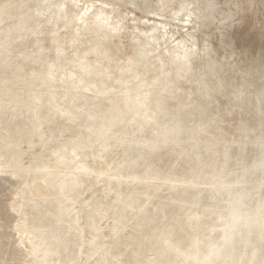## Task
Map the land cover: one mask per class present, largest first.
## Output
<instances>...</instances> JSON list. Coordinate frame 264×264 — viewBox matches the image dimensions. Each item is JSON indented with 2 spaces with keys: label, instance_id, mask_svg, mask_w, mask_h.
Returning <instances> with one entry per match:
<instances>
[{
  "label": "rangeland",
  "instance_id": "374dc122",
  "mask_svg": "<svg viewBox=\"0 0 264 264\" xmlns=\"http://www.w3.org/2000/svg\"><path fill=\"white\" fill-rule=\"evenodd\" d=\"M169 1L0 0V264H264V0Z\"/></svg>",
  "mask_w": 264,
  "mask_h": 264
},
{
  "label": "bare ground",
  "instance_id": "6f19581e",
  "mask_svg": "<svg viewBox=\"0 0 264 264\" xmlns=\"http://www.w3.org/2000/svg\"><path fill=\"white\" fill-rule=\"evenodd\" d=\"M161 1H162V0H160L159 4L161 3ZM214 1H215V2H214ZM225 1H227V0H225ZM225 1H224V2H225ZM148 2H149V1H148ZM165 2H166V1H165ZM168 2H170V1L168 0ZM171 2H172V1H171ZM222 2H223L222 0H208V7H207V8L209 9V11H207V12L209 13V15L211 14V11H212V10H214V9L216 10V9L220 8V7L222 6V4L224 3V2H223V3H222ZM230 2H231V0H230ZM230 2L228 1V4H229ZM149 3H150V2H149ZM163 3H164V2H163ZM173 3H174V4H173L172 6H174V5L176 4L175 2H173ZM213 3H215L214 6H212ZM161 4H162V3H161ZM170 4H171V3H170ZM150 5H151V4H150ZM150 5H149V6H150ZM163 5H164V4H163ZM167 5L169 6V3H168ZM191 5H192V4H191ZM85 6H86V5H85ZM144 6L147 7V5H144ZM149 6H148V7H149ZM151 6H152V5H151ZM153 6H154V5H153ZM153 6H152V7H153ZM165 6H166V5H165ZM184 6H185V5H184ZM188 6H189V5H188ZM224 6H226V5H224ZM224 6H223V8H224ZM227 6H228V5H227ZM230 6H231V5H230ZM232 6H234V5H232ZM236 6H237V5H236ZM185 7H187V6H185ZM192 7H193V6H192ZM192 7H191V8H192ZM144 8H145V7H144ZM155 8H156V7H155ZM155 8H152V10L155 9ZM172 8H173V7H172ZM194 8H195V7H194ZM227 8H228V7H227ZM227 8H226V10H227ZM150 9H151V8H150ZM162 9H163V8H162ZM168 9H169V8H168ZM224 9H225V8H224ZM133 10H134V9H133ZM156 10H157V9H156ZM166 10H167V9H166ZM186 10H187V9H186ZM186 10H185V11H186ZM221 10H223L222 7H221ZM221 10H219V11L222 12ZM163 11H164V9H163ZM191 11H192V10H191ZM191 11H190V12H191ZM223 11H225V10H223ZM229 11H230V9H229ZM121 12H122V11H121ZM148 12H149V10H148ZM183 12H184V11H182V13H183ZM214 12H215V11H214ZM225 12H226V11H225ZM227 12H228V10H227ZM227 12H226L225 14H227ZM122 13H123V12H122ZM149 13H150V12H149ZM149 13H147V14H149ZM161 13H162V12H161ZM215 13H216V16L219 15V13H218V14H217V12H215ZM137 14H138V13H137ZM162 14H163V13H162ZM225 14H224V15H225ZM119 15H120V14H119ZM138 15H139V14H138ZM149 15H150V14H149ZM207 15H208V14H207ZM221 15H222V14H220V16H221ZM224 15H223V17H224ZM139 16H140V15H139ZM179 16H181V14H180ZM227 16H228V15H227ZM116 17H117V16H116ZM122 17H123V16H122ZM122 17H120V18H122ZM147 17H148V15H147ZM217 17H218V16H217ZM223 17H222V18H223ZM231 17H232V16H231ZM220 18H221V17H220ZM220 18H218V19H220ZM229 18H230V17H229ZM229 18H228V19H229ZM114 19H117V18H114ZM151 19H153V18L151 17ZM215 19H216V18H215ZM223 19H224V18H223ZM225 19H226V18H225ZM225 19H224V20H225ZM82 20H83V19H82ZM120 20H121V19H120ZM122 20H123V19H122ZM112 21H113V20H112ZM114 22H115V21H114ZM116 22H117V21H116ZM116 22H115V23H116ZM222 22H223V20H222ZM232 22H233V21H232ZM62 23H63V22H62ZM112 23H113V22H112ZM136 23H137V22H136ZM73 24H74V23H73ZM121 24H122V23H121ZM121 24H120V25H121ZM139 24H141V23H139ZM139 24H138V25H139ZM210 24H211V22H210ZM218 24H219V23H218ZM225 24H226V23H225ZM234 24H235V23H234ZM74 25L76 26V24H74ZM113 25H114V23H113ZM117 25H119V24H117ZM229 26H230V25H229ZM142 27H143V26H142ZM144 27H145V25H144ZM147 27H148V26H147ZM118 28H119V27H118ZM229 28H230V27H228V24L225 25V28L223 27L224 31H226V32L228 31ZM142 30H143V29H142ZM145 30H146V29H145ZM104 31H105V30H104ZM69 39H71V38H69ZM108 40H109V38H108ZM69 41H70V40H69ZM224 41H225V40H224ZM211 43H212V41H211ZM223 43H224V42H223ZM225 43H226V42H225ZM90 44H91V43H90ZM223 45H224V44H223ZM209 46H210V43H209V41H208V43H207V47H209ZM227 47H228V46H227ZM227 47H226V48H227ZM232 50H233V49H232ZM244 55H246V54L244 53ZM50 57H51V56H50ZM244 57H245V56H244ZM80 62H81V61H80ZM82 62H83V61H82ZM79 64H80V63H79ZM81 66H82V65H81ZM84 66H85V65H84ZM45 67H46V66H45ZM45 67H44V68H45ZM260 67H261V66H259L258 68H260ZM83 68H84V67H83ZM77 69H78V68H77ZM73 74H74V73H73ZM57 81H58V80H57ZM57 84H58V83H57ZM60 84H61V83H60ZM51 85H52V84H51ZM47 86H48V85H47ZM48 87H49V86H48ZM52 87H53V86H52ZM57 87H58V86H57ZM59 87H60V86H59ZM55 88H56V87H55ZM34 89H35V88H34ZM50 89H51V88H50ZM44 90H46V89H44ZM197 90H198V89H197ZM38 91H39V90H38ZM41 91H42V90H41ZM52 91H53V90H52ZM32 92H33V91H32ZM42 92H44V93L46 94L48 91H46V92H45V91H42ZM33 93H34V92H33ZM37 93H38V92H37ZM52 93H53V92H52ZM52 93H51V95H52ZM205 93H206V92H204L203 94H205ZM42 94H43V93H42ZM42 94H41V95H42ZM216 94H217V93H216ZM216 94H215V95H214V94H211V95L208 94L205 98L203 97V98H204V99H203V100H204V101H203L204 106H207L208 102H210L211 105L215 104L216 100H215L214 98H217V97L219 98V96H216ZM38 95H39V94H38ZM43 95H44V94H43ZM46 95L48 96V93H47ZM198 95H199V94H198ZM49 96H50V95H49ZM44 97H45V96H44ZM38 98H39V97H38ZM41 98H43V97H41ZM196 98H197V96H196ZM218 98H217V99H218ZM52 99H53V98H52ZM198 99H199V98H198ZM39 100H40V99H39ZM54 101H56V100H54ZM193 101H194V100H193ZM59 102H60V101H59ZM185 102H186V101H185ZM59 104H60V103H59ZM210 104H209V105H210ZM261 113H262V116H261V117L264 118V110H263V109H260L259 114H261ZM9 116H10V115H9ZM263 121H264V120H263ZM262 128H264V125H263V124H262Z\"/></svg>",
  "mask_w": 264,
  "mask_h": 264
}]
</instances>
